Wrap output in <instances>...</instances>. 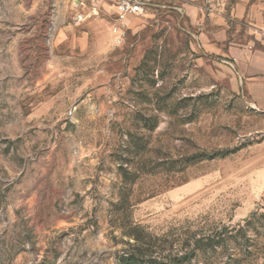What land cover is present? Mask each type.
I'll return each mask as SVG.
<instances>
[{
    "label": "rangeland",
    "instance_id": "374dc122",
    "mask_svg": "<svg viewBox=\"0 0 264 264\" xmlns=\"http://www.w3.org/2000/svg\"><path fill=\"white\" fill-rule=\"evenodd\" d=\"M116 1L0 0V264H118L129 223L156 264H264V113L196 40L264 37V0H165L120 45Z\"/></svg>",
    "mask_w": 264,
    "mask_h": 264
},
{
    "label": "crops",
    "instance_id": "0c3cea01",
    "mask_svg": "<svg viewBox=\"0 0 264 264\" xmlns=\"http://www.w3.org/2000/svg\"><path fill=\"white\" fill-rule=\"evenodd\" d=\"M162 4L150 5L148 13L151 8ZM64 16L59 14L61 19ZM196 40L206 59L216 60L235 70L248 101L264 113V37H255L252 31L240 26L231 30L224 18L215 16L208 29L198 33Z\"/></svg>",
    "mask_w": 264,
    "mask_h": 264
},
{
    "label": "trees",
    "instance_id": "16d2710c",
    "mask_svg": "<svg viewBox=\"0 0 264 264\" xmlns=\"http://www.w3.org/2000/svg\"><path fill=\"white\" fill-rule=\"evenodd\" d=\"M154 127L155 125L153 126V128ZM202 161H204V158L200 157L197 160L187 162V165ZM121 202H123L124 207H127L129 205L128 194H121ZM127 227L128 228L125 230L124 236L128 237L129 239H133L135 243H127L128 248L122 252L121 256H119L118 264H156V262L152 259V256L154 255L155 251H157V249L153 246L154 243L150 242L154 238L158 241L159 239L152 236L141 226L129 223ZM193 240L195 244H193V250L191 253L195 254L202 250L201 247L205 241V238H197L195 236ZM188 255V252H186L185 254H183L181 259L188 260L190 258Z\"/></svg>",
    "mask_w": 264,
    "mask_h": 264
},
{
    "label": "built area",
    "instance_id": "2783aa9c",
    "mask_svg": "<svg viewBox=\"0 0 264 264\" xmlns=\"http://www.w3.org/2000/svg\"><path fill=\"white\" fill-rule=\"evenodd\" d=\"M164 0H117L116 22L113 28L116 45L123 43L127 33V21L130 18L144 16L148 13L150 5L162 4Z\"/></svg>",
    "mask_w": 264,
    "mask_h": 264
}]
</instances>
